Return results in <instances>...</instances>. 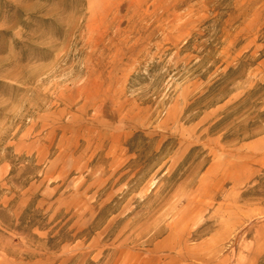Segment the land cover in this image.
I'll use <instances>...</instances> for the list:
<instances>
[{"label": "rangeland", "instance_id": "1", "mask_svg": "<svg viewBox=\"0 0 264 264\" xmlns=\"http://www.w3.org/2000/svg\"><path fill=\"white\" fill-rule=\"evenodd\" d=\"M0 264H264V0H0Z\"/></svg>", "mask_w": 264, "mask_h": 264}]
</instances>
